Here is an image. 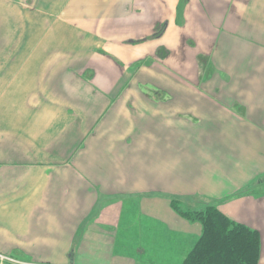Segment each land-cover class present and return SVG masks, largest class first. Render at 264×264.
Here are the masks:
<instances>
[{"label":"crops","instance_id":"1","mask_svg":"<svg viewBox=\"0 0 264 264\" xmlns=\"http://www.w3.org/2000/svg\"><path fill=\"white\" fill-rule=\"evenodd\" d=\"M17 7L0 0V52L28 36L13 52L29 57L0 60L12 68L0 95L15 82L14 116L33 118L19 134L24 146L0 141L20 158L0 163L12 171L0 175V246L56 264H181L201 228L175 213L178 198L257 231L263 264L264 0H78L68 17L81 31L96 21L108 54L116 47L133 68L124 52L140 42L148 66L122 95L112 79L91 88L102 76L96 66L84 75L80 48L65 42L68 24ZM57 36L55 50L48 38ZM38 139L55 149L26 158Z\"/></svg>","mask_w":264,"mask_h":264},{"label":"rangeland","instance_id":"2","mask_svg":"<svg viewBox=\"0 0 264 264\" xmlns=\"http://www.w3.org/2000/svg\"><path fill=\"white\" fill-rule=\"evenodd\" d=\"M5 1H12V0H5ZM13 2L19 3V7H17L18 11L20 13H27V12H35L39 14H43L45 12L53 14V20L56 21V19L65 22L68 25L63 26V29H67V34L65 38V42L67 44V47L69 50L74 51V54L77 52V47L80 48L81 52V57L85 58V63H86V69L84 71V75L88 78L93 75L94 68L93 66H96V71L98 73V76H102L101 80L95 81L94 84H91L92 87H98V83H106L110 79L114 80L117 82V84L114 86L113 89L115 91L113 93H117L119 95L125 94L126 89L128 87V83L130 81V78L133 76L134 73H138L142 70V66H148L145 61H143V56H140V51L137 52V48H135L136 45H138L140 42H129V46L131 47H126V52L124 54H128L130 58H132L135 55V61L133 63H136L133 68H131V63L129 65L124 63L125 60V55L118 54L116 53L115 49L116 47H113L114 51L111 54H108L107 51L104 48V40L98 37V34L100 33L99 28L97 31L94 30L95 28V23L96 21L94 20H88L86 19V29L84 31H81L83 29L80 26V22L78 21L79 18H74L72 19L68 17V14H76L78 12V0H13ZM183 9V6H182ZM45 11V12H43ZM18 12V13H19ZM208 13V12H207ZM24 16V14H23ZM97 23L100 24V21H97ZM30 26L29 24H26L24 27V31L28 30ZM54 28H60L59 25L54 26ZM214 31H218V28L213 29ZM28 36L25 37H17V38H8V41L11 39L10 42V50L6 49L2 52H0V60L5 59L6 61H11L14 60H19L21 57L24 59H27L29 57V53L26 52L23 54V51L20 53L13 52V50L20 44H22V49L26 48L25 43L28 42ZM84 38V40H82ZM53 40V45L54 49L56 50V47L60 45V37H54V38H48V41ZM1 41V39H0ZM20 43V44H19ZM103 43V46L100 44ZM8 44V42H7ZM7 47V45H6ZM42 48L45 50V44L42 45ZM137 52V53H136ZM56 55V54H54ZM115 56L120 59L119 63H116L117 61L115 59ZM46 55L44 54H39L38 60H44ZM122 57V58H120ZM91 62V64H90ZM88 63V64H87ZM98 65V66H97ZM12 73V68L11 69H0V90L2 86V78L4 76L10 77V74ZM12 75V74H11ZM83 75V76H84ZM106 77V78H103ZM139 77H142V72L139 74ZM108 78V79H107ZM15 82H13L12 85H10L3 94L0 95V98L4 97L7 99L4 101V99L0 100V107L2 105H9V108H7V114L2 116L0 118V141H5L6 144H8L9 140H13L15 142H18L22 144L23 146L26 144L22 142V140L19 138V134L21 132H26L28 134L29 129H30V124H31V119L33 118L32 114H30V111H26V116H23V113L17 116H22V117H16L14 116V108L17 107L16 103L17 101L12 100L13 92H16V87H15ZM16 102V103H15ZM24 104V102H23ZM47 118H44L46 120ZM117 121H114V117H112V124L113 126L118 125L119 123V118L117 117ZM42 122V120H41ZM110 123V122H108ZM73 137L75 141H78L76 133H74ZM73 140V141H74ZM42 139L38 140H33L32 143H28V145H31L30 148H27L26 150L23 148L22 153L26 156V158H29L28 152L29 150H32V152L35 154L36 152H39L41 150H53V145L46 146V144L40 143ZM77 146L81 147L82 146V141H78L76 144ZM6 148V149H5ZM74 149L70 148V152H73ZM134 152V151H133ZM34 158L39 159L41 155L38 156H32ZM20 158L16 155L15 151L12 148H9V146L4 147L2 150H0V163L5 162V161H11V162H17ZM7 166H12V165H7ZM45 169V166H40V171H43ZM12 171H8L6 168L0 164V175L3 176L5 174H8ZM0 186H5L3 183L0 184ZM176 204L179 206L181 211H188V212H198L204 208L205 205L207 204H191V206H186L189 205V203H184L182 200L175 199ZM171 205V203H170ZM173 209V208H172ZM179 217H181L177 212H175ZM182 218V217H181ZM185 220V219H184ZM191 224H196L198 226L201 225L198 222H191ZM7 236V235H6ZM41 247V252L44 251L45 246L44 245H38ZM73 253H74V247H73ZM69 256V258L72 257ZM21 255L18 252L11 251L10 249L4 250L2 246H0V264H56V260H46L44 258H41L42 255H37L36 260L29 261L25 260L24 258L20 257ZM9 258L17 260H9ZM73 260L69 259L67 260V264H72ZM263 264H264V257H263Z\"/></svg>","mask_w":264,"mask_h":264},{"label":"trees","instance_id":"3","mask_svg":"<svg viewBox=\"0 0 264 264\" xmlns=\"http://www.w3.org/2000/svg\"><path fill=\"white\" fill-rule=\"evenodd\" d=\"M171 198V207L188 222L201 225V235L181 264H258L259 233L223 214L216 205L200 211H181ZM178 199V198H177Z\"/></svg>","mask_w":264,"mask_h":264}]
</instances>
